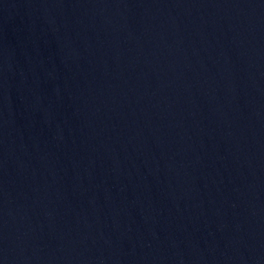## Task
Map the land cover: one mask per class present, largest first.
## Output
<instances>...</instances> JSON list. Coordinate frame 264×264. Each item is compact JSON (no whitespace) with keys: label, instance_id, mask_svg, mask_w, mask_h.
<instances>
[{"label":"water","instance_id":"water-1","mask_svg":"<svg viewBox=\"0 0 264 264\" xmlns=\"http://www.w3.org/2000/svg\"><path fill=\"white\" fill-rule=\"evenodd\" d=\"M0 264H264V0H0Z\"/></svg>","mask_w":264,"mask_h":264}]
</instances>
